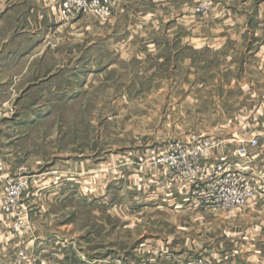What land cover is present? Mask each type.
Masks as SVG:
<instances>
[{
	"label": "rangeland",
	"instance_id": "1",
	"mask_svg": "<svg viewBox=\"0 0 264 264\" xmlns=\"http://www.w3.org/2000/svg\"><path fill=\"white\" fill-rule=\"evenodd\" d=\"M223 1L0 0V264H264L253 74L180 39ZM237 166L255 193L225 210L207 185Z\"/></svg>",
	"mask_w": 264,
	"mask_h": 264
},
{
	"label": "crops",
	"instance_id": "2",
	"mask_svg": "<svg viewBox=\"0 0 264 264\" xmlns=\"http://www.w3.org/2000/svg\"><path fill=\"white\" fill-rule=\"evenodd\" d=\"M213 17L205 21L214 29L198 35L191 28L181 36L183 38L180 37L181 42L193 51L205 47V50L221 52L228 70L251 71L252 78L244 80L243 86L250 88L253 107L258 110L259 118H264V0H224L221 12ZM214 20L219 22V27ZM188 35L191 36L184 37ZM6 226L0 208V250L1 229Z\"/></svg>",
	"mask_w": 264,
	"mask_h": 264
},
{
	"label": "built area",
	"instance_id": "3",
	"mask_svg": "<svg viewBox=\"0 0 264 264\" xmlns=\"http://www.w3.org/2000/svg\"><path fill=\"white\" fill-rule=\"evenodd\" d=\"M116 0H60L59 3V14L62 18H73L77 15L92 14L101 18H106L111 14V8L113 7ZM257 140H252L250 142V148H257L259 146ZM211 148V143L206 142L204 146H200L201 156L205 157ZM184 150V149H183ZM245 150V149H243ZM182 147L177 146L173 152L180 155ZM171 153L170 157L166 158L169 161V165L172 170L180 172L181 169L184 170V174L189 176L192 170L188 167H182L179 164V157ZM195 174V172H194ZM221 177L219 184L213 180L207 185V188L213 192V190H219L221 194L216 200V203L222 209L230 210L234 208L241 207L244 205L255 193L254 186L252 185V179L245 178L239 171L224 170L220 175L216 173L215 178ZM218 185V186H217ZM209 198L210 196H206ZM213 198V197H212ZM209 199L210 200H212Z\"/></svg>",
	"mask_w": 264,
	"mask_h": 264
},
{
	"label": "bare ground",
	"instance_id": "4",
	"mask_svg": "<svg viewBox=\"0 0 264 264\" xmlns=\"http://www.w3.org/2000/svg\"><path fill=\"white\" fill-rule=\"evenodd\" d=\"M234 170H236V171H240V170H242V169H241V166H237V167H235Z\"/></svg>",
	"mask_w": 264,
	"mask_h": 264
}]
</instances>
